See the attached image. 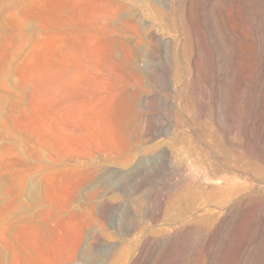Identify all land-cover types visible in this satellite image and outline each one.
<instances>
[{
    "label": "rangeland",
    "instance_id": "1",
    "mask_svg": "<svg viewBox=\"0 0 264 264\" xmlns=\"http://www.w3.org/2000/svg\"><path fill=\"white\" fill-rule=\"evenodd\" d=\"M209 16L210 0H0V264H113L122 253L124 264H264V243L249 239L259 206L220 210L215 178L196 177L192 58L199 50L211 94ZM225 22L242 67L244 29ZM162 64L166 81L155 71L150 83ZM241 147L256 162L259 148Z\"/></svg>",
    "mask_w": 264,
    "mask_h": 264
},
{
    "label": "bare ground",
    "instance_id": "2",
    "mask_svg": "<svg viewBox=\"0 0 264 264\" xmlns=\"http://www.w3.org/2000/svg\"><path fill=\"white\" fill-rule=\"evenodd\" d=\"M210 2L209 43H211V53L209 54V71L212 85L211 94L207 87L208 83L203 82L206 81V78L204 79L200 71L199 50H196L192 58L198 96V121L194 147L196 177L205 180L210 179V177L215 178L216 181L211 179L216 182V185L213 182L215 186L208 193V197L220 210L225 208L228 212L233 206L237 207L243 204L259 206V211L253 219L252 229H254V234L249 235V239L252 238V240L262 244L264 243V0H233L231 5L229 3L227 7H224L223 11H220V0H210ZM241 7H243V11L245 10L246 15L244 17L241 14ZM150 10L154 18L161 20L163 12L157 5L151 3ZM225 20H229L230 32L244 29V32L239 31L241 37L245 40L243 51L245 62L242 67L238 66L236 60H232L227 51L224 32L226 30ZM243 20H245V24ZM155 41L157 40L154 32L152 28H149L150 45L154 46ZM241 49L242 45L239 46V50ZM164 66L162 64L149 71L150 83L155 81V71L159 72L164 82L166 81L167 75ZM160 69L162 71H159ZM238 69H240L241 74ZM243 81L249 86V91L246 95L244 94V97L243 90L240 88ZM209 100H212L210 101L211 105L209 104L212 120H210L208 128L207 124L210 117H206L204 114V103H209ZM241 103L244 104L242 123L241 127L236 128V126H232L234 121L233 108L240 109ZM232 131L237 135L236 139L230 136ZM251 144L259 148V152L257 151L255 157L256 162L248 159L245 154L246 151L242 150L241 147V145H244L246 149H249ZM203 145L208 146L216 153L217 158L211 157L210 162H206L208 155L204 152L206 150L203 149ZM218 158L221 160L219 161ZM233 170L244 171L250 179L263 183V186L257 189L259 195L248 194V191L254 188V185L250 183L251 180L240 177L243 178L241 180L238 175L231 173ZM183 200L182 195H175L170 205L175 208ZM185 212H187V208H184L180 213ZM227 212L217 219L218 226L226 221L225 214ZM203 219V217H200L195 220L199 224L201 223L202 226ZM159 232L153 231L156 234ZM206 234L208 236V233ZM207 239L209 241L210 237H207ZM122 255L124 253L113 264H124Z\"/></svg>",
    "mask_w": 264,
    "mask_h": 264
}]
</instances>
